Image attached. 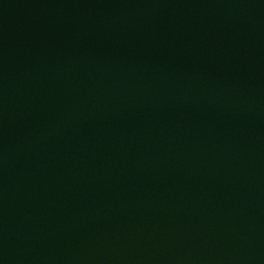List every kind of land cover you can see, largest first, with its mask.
<instances>
[{
  "label": "water",
  "instance_id": "1",
  "mask_svg": "<svg viewBox=\"0 0 264 264\" xmlns=\"http://www.w3.org/2000/svg\"><path fill=\"white\" fill-rule=\"evenodd\" d=\"M0 264H264V0H0Z\"/></svg>",
  "mask_w": 264,
  "mask_h": 264
}]
</instances>
